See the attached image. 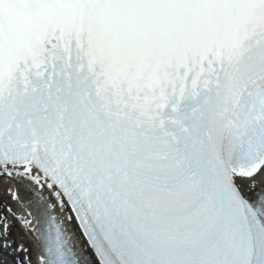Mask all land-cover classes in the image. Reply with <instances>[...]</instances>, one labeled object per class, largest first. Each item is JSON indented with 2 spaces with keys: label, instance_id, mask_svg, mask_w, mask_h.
Wrapping results in <instances>:
<instances>
[{
  "label": "snow or ice",
  "instance_id": "obj_1",
  "mask_svg": "<svg viewBox=\"0 0 264 264\" xmlns=\"http://www.w3.org/2000/svg\"><path fill=\"white\" fill-rule=\"evenodd\" d=\"M0 196L37 264H264V0H0Z\"/></svg>",
  "mask_w": 264,
  "mask_h": 264
},
{
  "label": "rangeland",
  "instance_id": "obj_2",
  "mask_svg": "<svg viewBox=\"0 0 264 264\" xmlns=\"http://www.w3.org/2000/svg\"><path fill=\"white\" fill-rule=\"evenodd\" d=\"M7 206H11L13 212H14V204L12 203L10 198L0 196V215L7 217V222L11 225V236L14 237L18 243L23 244L25 241V246L30 247V241L27 235L23 232L20 223L18 222V219L14 218L13 215L9 212H7L6 208ZM33 261H30V264H32Z\"/></svg>",
  "mask_w": 264,
  "mask_h": 264
},
{
  "label": "bare ground",
  "instance_id": "obj_3",
  "mask_svg": "<svg viewBox=\"0 0 264 264\" xmlns=\"http://www.w3.org/2000/svg\"><path fill=\"white\" fill-rule=\"evenodd\" d=\"M14 213L17 214V217H24L27 218L28 212L25 210H22L18 205L14 206ZM27 243V241H25Z\"/></svg>",
  "mask_w": 264,
  "mask_h": 264
}]
</instances>
